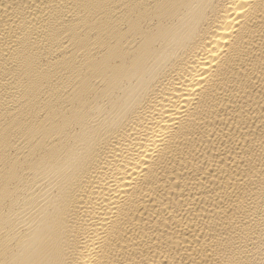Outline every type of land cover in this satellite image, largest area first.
<instances>
[{
	"label": "bare ground",
	"instance_id": "obj_1",
	"mask_svg": "<svg viewBox=\"0 0 264 264\" xmlns=\"http://www.w3.org/2000/svg\"><path fill=\"white\" fill-rule=\"evenodd\" d=\"M0 264H264V0H0Z\"/></svg>",
	"mask_w": 264,
	"mask_h": 264
}]
</instances>
